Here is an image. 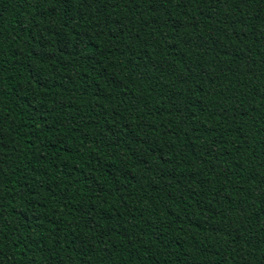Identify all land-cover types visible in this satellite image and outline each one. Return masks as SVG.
Masks as SVG:
<instances>
[{"label":"trees","instance_id":"trees-1","mask_svg":"<svg viewBox=\"0 0 264 264\" xmlns=\"http://www.w3.org/2000/svg\"><path fill=\"white\" fill-rule=\"evenodd\" d=\"M0 264H264V0H0Z\"/></svg>","mask_w":264,"mask_h":264}]
</instances>
